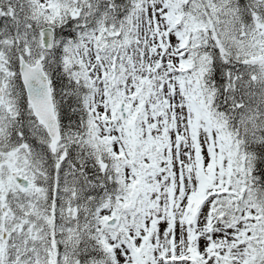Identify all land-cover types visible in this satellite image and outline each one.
Returning a JSON list of instances; mask_svg holds the SVG:
<instances>
[{
	"label": "snow or ice",
	"instance_id": "6c2138e0",
	"mask_svg": "<svg viewBox=\"0 0 264 264\" xmlns=\"http://www.w3.org/2000/svg\"><path fill=\"white\" fill-rule=\"evenodd\" d=\"M0 264H264V0H0Z\"/></svg>",
	"mask_w": 264,
	"mask_h": 264
}]
</instances>
